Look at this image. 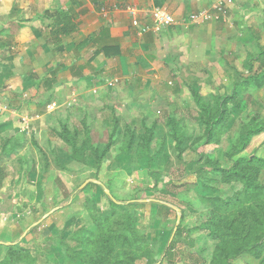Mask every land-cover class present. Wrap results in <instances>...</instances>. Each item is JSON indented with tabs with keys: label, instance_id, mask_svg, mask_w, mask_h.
<instances>
[{
	"label": "rangeland",
	"instance_id": "obj_1",
	"mask_svg": "<svg viewBox=\"0 0 264 264\" xmlns=\"http://www.w3.org/2000/svg\"><path fill=\"white\" fill-rule=\"evenodd\" d=\"M218 21L201 67L183 70L173 113L134 123L94 109L2 147L0 264H264V163L244 164L245 180L227 174L236 158H264V132L230 156L264 121V0H237ZM28 97L0 103L31 117ZM218 117L208 139L204 123ZM64 127L88 146L76 159ZM218 219L228 243L212 232Z\"/></svg>",
	"mask_w": 264,
	"mask_h": 264
},
{
	"label": "crops",
	"instance_id": "obj_2",
	"mask_svg": "<svg viewBox=\"0 0 264 264\" xmlns=\"http://www.w3.org/2000/svg\"><path fill=\"white\" fill-rule=\"evenodd\" d=\"M213 2L0 0V100L34 95L36 102V114L26 117L18 106L1 101L0 154L30 126L50 131L54 121L71 125L77 115L84 121L89 110L129 115L127 121L134 123L139 115L173 113L184 68L201 67L202 43L209 42L210 28L221 23L185 26L180 21ZM128 7L138 10L137 25ZM155 8L167 10L175 23L152 30L150 12ZM45 104L53 105L45 109ZM156 125L163 131V122Z\"/></svg>",
	"mask_w": 264,
	"mask_h": 264
},
{
	"label": "trees",
	"instance_id": "obj_3",
	"mask_svg": "<svg viewBox=\"0 0 264 264\" xmlns=\"http://www.w3.org/2000/svg\"><path fill=\"white\" fill-rule=\"evenodd\" d=\"M192 94H193L194 97L195 96L197 97L198 108L206 109L205 106H203V104L200 101L201 98L199 96L198 90H192ZM220 123H222V120H221L220 117L215 118V119L214 118H210L208 122L204 123V124L207 125V129L206 128L205 129H206V132L209 133V135L207 136L208 139H210L212 137L213 132L216 129L220 128V126H221ZM257 125H259V126H257ZM257 125H255V126H253L251 128H248L247 130L245 129V130H243L241 132V134L239 136L240 145L238 147H236V149L233 148V150L231 151L230 156L232 158L235 155H237L240 152V150H243V149L246 148V146L249 144V142H250V140H251V138L253 136L258 135L261 132H264V121L259 122ZM71 131H72V129L64 127L63 130L61 132H59V136L62 137L63 140L66 142V144H68L72 148L71 158H75L76 159L81 153L83 154L85 152V150H87L86 148H88V146L83 144V145H81L82 146L81 147L82 150L77 148L78 146L76 145V143L74 141V137L71 134H73V133L76 134L78 130L75 129L73 132H71ZM96 157H95V159L98 161V159ZM253 163H261L262 164V163H264V158H262V159L261 158H256V157H253V158H250V159L249 158H244V157L236 158V160L234 162V165H232L233 168L230 171L227 170V174L230 175L232 173L231 177H237L240 180H245V179H247V177H248L250 172L248 173V170L245 169L244 164L251 166V165H254ZM144 205H146V204L145 203H138L137 204V206H139V207L140 206H144ZM218 220H219L218 221L219 223H217L216 225L213 226V231L212 232H214L213 234H215V237L220 238V239H222V241H225L226 243H228V240H224L226 237L224 238L223 229H221V225H222L221 221H220V219H218ZM231 227L235 228L236 224L231 225ZM218 232H219V234H218ZM236 238H238V237H236ZM236 238L234 240V245H232L233 247H236L237 244H238V241H237ZM255 239H257V238H255ZM248 241L252 242V243L254 242V241H251V238H242L243 244L244 243L245 244L248 243ZM260 243H261L260 241L256 242L257 246H255V247L258 250L262 249ZM232 246L227 245V247H231L233 249ZM225 249H228V248H225ZM259 255L260 254H258L257 256H259ZM84 260L87 261V259H84Z\"/></svg>",
	"mask_w": 264,
	"mask_h": 264
},
{
	"label": "built area",
	"instance_id": "obj_4",
	"mask_svg": "<svg viewBox=\"0 0 264 264\" xmlns=\"http://www.w3.org/2000/svg\"><path fill=\"white\" fill-rule=\"evenodd\" d=\"M237 0H214V2L208 7L199 10L198 12L191 13L180 21L182 25L187 26L188 24H197L200 22H207L211 20H219L221 15L229 11L230 7L233 6ZM128 12L132 17V24L137 25V12L138 10L134 7H128ZM151 18L153 19L152 30L158 32L166 30L168 27L175 23V19L165 9L155 8L150 12Z\"/></svg>",
	"mask_w": 264,
	"mask_h": 264
}]
</instances>
